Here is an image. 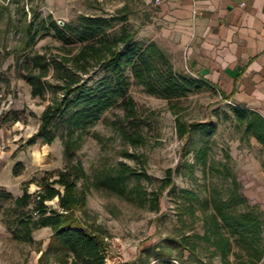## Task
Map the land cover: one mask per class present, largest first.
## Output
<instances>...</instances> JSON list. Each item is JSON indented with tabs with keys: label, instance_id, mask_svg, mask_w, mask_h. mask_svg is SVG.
Here are the masks:
<instances>
[{
	"label": "rangeland",
	"instance_id": "374dc122",
	"mask_svg": "<svg viewBox=\"0 0 264 264\" xmlns=\"http://www.w3.org/2000/svg\"><path fill=\"white\" fill-rule=\"evenodd\" d=\"M124 5L129 11L130 25L138 30L137 40L148 42L156 34L157 26L149 25L152 20L146 15V0H0V122L6 113L18 111L21 115V120L0 127V154L14 158V168L20 172L14 175L16 178L12 174L6 177L5 171L2 175L9 187L0 186V264H42L40 256L47 250L52 234L51 230L38 229L33 233L34 242L13 238L5 224L8 218L5 210L11 202L5 196L6 191L10 188L22 193L24 182L66 164L64 146L59 137L51 144L43 143L41 138L33 144L29 142L40 126V115L49 99L32 95V87L21 75L12 49L24 54L29 50L43 51L46 46L60 43L49 34L39 35L32 45L22 50L24 10L31 20L51 13L63 23L81 13L112 12ZM154 41L167 52L178 69L184 68L183 53L177 49L174 38L156 36ZM130 93L143 119L145 140L134 147L107 122L117 120L122 123V106L107 111L85 134L77 153L91 177L87 181L90 188L87 190L85 217L104 227L107 241L104 264H189L190 250L169 245L167 239L204 233V202L214 192L222 196L231 193L233 178L237 179L239 192L246 197V202L237 208H255L264 212V187L256 186L248 170H244L247 159L243 154L249 153L246 149L253 151L255 147L249 142L251 136L236 121L232 104L225 102L209 84L174 100L173 104L166 98L148 93L135 81L130 86ZM178 119L185 123L213 121L216 130L208 135L194 126L190 138L181 137ZM203 147L208 152L206 166L197 160V152ZM127 152L134 153V156ZM262 159L264 163V156ZM120 161L147 171L152 180L143 179L142 183L149 186L159 185L166 170L173 168L174 186L163 190L160 210H152L109 188L93 184ZM37 189L36 183L29 185L30 191ZM182 189H189L194 195L183 193ZM57 201L54 199L49 203L57 205ZM192 240L196 247L194 264H222L220 254L212 244L199 238ZM234 245L239 249L236 243ZM164 246L171 250L170 259L157 257ZM230 258L235 261L233 254ZM53 263L59 264L55 259Z\"/></svg>",
	"mask_w": 264,
	"mask_h": 264
},
{
	"label": "trees",
	"instance_id": "16d2710c",
	"mask_svg": "<svg viewBox=\"0 0 264 264\" xmlns=\"http://www.w3.org/2000/svg\"><path fill=\"white\" fill-rule=\"evenodd\" d=\"M6 8L10 10L9 5ZM23 14L22 50L32 45L39 35L49 34L60 43L24 54L12 49L21 75L32 87V95L49 99L40 115V126L29 142L33 144L41 138L43 143L51 144L59 137L66 164L24 182L21 194L6 191L5 196L11 202L5 210L8 217L5 224L13 238L26 242L35 241V230L51 228L49 246L40 256L42 264H54L53 259L59 264H104L107 257L104 227L85 217L90 188L87 181L91 177L77 156L85 134L107 111L122 106V123L107 122L124 141L136 147L145 140V135L143 119L130 93L133 81L148 93L166 98L172 104L209 83L185 69H178L156 41L139 42L138 30L130 25L125 5L112 12L81 13L63 23L51 13L33 20L28 18L26 10ZM232 111L245 133L256 137L264 149V114L237 105H232ZM19 120L18 111L6 113L0 127ZM194 126L208 135L216 130L213 121L185 123L178 119V134L190 138ZM127 154L134 156V153ZM197 160L207 165L205 147L198 150ZM13 172L20 174L15 168ZM173 172L169 167L157 186L143 185V179L152 180L148 172L120 161L93 184L109 188L152 210H160L163 190L174 186ZM31 183L38 185L34 192L29 190ZM233 183L234 189L227 196L214 192L204 202V233L167 239L169 245L190 250L189 264H194V238L212 244L222 264H263L264 212L255 208L239 210L237 206L245 203L246 197L239 192L237 179L233 178ZM182 192L194 195L189 189H182ZM54 199H58L57 205L49 203ZM230 254L235 256V261ZM171 255L168 246L161 247L157 253L158 258L170 259Z\"/></svg>",
	"mask_w": 264,
	"mask_h": 264
},
{
	"label": "crops",
	"instance_id": "0c3cea01",
	"mask_svg": "<svg viewBox=\"0 0 264 264\" xmlns=\"http://www.w3.org/2000/svg\"><path fill=\"white\" fill-rule=\"evenodd\" d=\"M146 15L157 26L150 40L174 38L183 69L209 83L225 102L264 114V0H146ZM249 142L256 150L246 149L244 170L264 187V149L254 136ZM10 158L0 154V186L9 187L4 171L15 175Z\"/></svg>",
	"mask_w": 264,
	"mask_h": 264
}]
</instances>
